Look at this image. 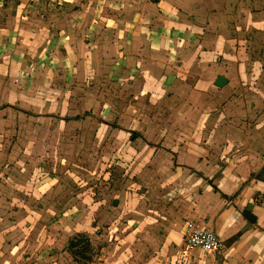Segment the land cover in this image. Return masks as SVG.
I'll list each match as a JSON object with an SVG mask.
<instances>
[{"label":"rangeland","instance_id":"obj_1","mask_svg":"<svg viewBox=\"0 0 264 264\" xmlns=\"http://www.w3.org/2000/svg\"><path fill=\"white\" fill-rule=\"evenodd\" d=\"M31 1L46 22L30 44L25 36L19 48L14 45L21 50L18 67L0 69L2 263L77 264L66 248L74 235L85 233L94 247L88 264H222L223 256L187 254L181 238L180 244L165 247L158 229L157 242L153 232L145 237L133 234L128 217L143 199L144 206L158 212L159 202L171 209L173 205L165 203L170 200L167 192H161L170 189L161 161L169 158L172 169L179 164L173 151L178 143L194 142L209 159L205 153L214 138L211 126L247 131L264 127V24L258 17L264 16V5L245 8L236 0L229 10L231 37L224 38L223 14L215 23L197 18L190 0H78L69 5ZM92 8L89 25H96L100 33L137 30L139 36L144 32L148 40L155 39L151 45L166 58L164 86L142 77L139 66H131L130 76L123 80L122 66L78 80L72 67L60 65L63 56L56 63L55 49L71 45L73 60L79 51L72 34L60 33L57 47L54 37L67 25L76 29L80 17ZM180 16L179 22L175 17ZM42 33L50 37L41 38ZM77 38L84 47L95 41L82 34ZM5 42L0 38V63L9 61L10 53L1 52ZM197 48L200 53H195ZM220 76L229 79L223 88L214 84ZM141 82L148 87H141ZM191 93L192 102L185 101ZM19 172L36 176L38 190L19 189ZM153 173L158 175L157 185L149 181ZM152 200L157 205L151 206ZM253 201L259 204V199ZM131 219L139 226L137 215ZM117 253L130 260L120 262Z\"/></svg>","mask_w":264,"mask_h":264},{"label":"crops","instance_id":"obj_2","mask_svg":"<svg viewBox=\"0 0 264 264\" xmlns=\"http://www.w3.org/2000/svg\"><path fill=\"white\" fill-rule=\"evenodd\" d=\"M77 1L57 0V3L69 5ZM80 1L86 2L87 0ZM235 1L190 0L189 2L196 6L197 18L204 17L212 21V23H215L223 14L225 27L224 38H229L231 37L230 26L233 23L231 17L232 12L229 10L235 6ZM238 1L240 7H255L257 10L259 8L256 5H264V0ZM212 11H215L216 14L214 15ZM93 12L94 8H92L90 13L81 16L79 20L80 24L76 29L71 30L73 29L72 25H67L65 30H61L54 37V39H58L52 44L57 47V43L61 37L60 33L64 31L65 37L72 34V37L75 38L73 44L76 50L79 51L73 60L71 45H66L67 47L65 49H61L60 47V51L59 49H55L53 54H57L56 63L60 64V57L63 56V65H60L67 69L72 67L79 77L78 80H85L91 76L93 78L103 76V73H111L117 66H122L121 71L123 72L121 73V80H123L126 76H130L128 73L132 70L131 66H139L144 75L140 73L142 77L147 78L155 86H164L166 84L164 83L166 82V76L163 75L164 71L162 68H166L164 64L166 58L160 55L162 51H159L155 46L151 45L152 42H155V39L148 40L144 32H141V37L139 36L140 32L137 30H128V32L117 31L115 33L113 32L112 35L105 32L100 33L96 29V25H89V23H93ZM210 12L212 13L210 14ZM259 15L258 17L261 19L260 21H262L263 25L264 16L261 17L262 14ZM40 16V13H38L36 6L31 0H0V38L6 41L1 52L7 51L10 53L6 57L9 61L0 63V69L7 68V65H13V68L18 67V63L20 62L17 60L21 58L19 56L21 50H16L15 46L19 48L22 42L20 38H24L25 36L27 38H24V42L30 44L32 39L35 38V35L41 32L40 28L46 20L44 16ZM61 16L59 14V18ZM236 16L235 14L234 17ZM167 17L168 14L165 19ZM175 19L180 22L181 16L175 17ZM66 21L71 22L68 17ZM50 27L51 25H49V33L51 34ZM42 28L45 30V27ZM49 33H42L40 36L41 38L45 36L49 38ZM80 34L86 38L93 36L95 37V41L92 42L90 47H84L77 38ZM11 36L17 37V42L13 41V44L9 43L8 38ZM121 36H124L126 41L121 39ZM28 38L31 39L28 40ZM135 39L138 41H135ZM104 43H108V47L104 46ZM12 47L14 48L11 50ZM196 52L200 53L201 51L197 48ZM136 54L137 56L135 57ZM104 64H108L110 67L107 68L108 65L104 66ZM199 68H202V66L199 65ZM88 73L92 75L90 76ZM158 75L160 76L157 77ZM141 83H143L141 87H148L146 86V82ZM187 97L189 99L186 98V100L184 99L185 101L189 100V102H192L194 99L192 93ZM253 128L247 131L241 128L237 130L234 127L223 126L221 127L222 130H217L211 126L209 133L214 138L213 142H209L211 146L208 144V151L205 153L209 154V159H205L201 155L204 149H200L194 142H187L184 146H180L178 143L173 151L178 155L179 164L177 166L174 165L175 167L172 169L170 166L172 161L169 158L161 161L164 163V168L166 169L164 171L167 174L165 180H169L170 184L169 190H162L161 192H167L170 200H167L165 203L173 206L167 210L163 206L164 203L159 202L158 207L162 211L158 212L156 209L148 208L146 205L144 206L145 200L143 199L142 206H137L129 214L128 218L130 219H128V225L131 233H139V236L141 234L145 237L153 232L154 240L157 242L161 240L155 234V231L158 229V234L164 238L162 244L165 247L180 244L181 241L185 251V227L190 222L198 227L210 228L219 235L223 243V249L218 255L210 256L214 258L223 256L225 261L222 264H264V127L260 125L257 128ZM239 130L242 132H239ZM247 140L249 142H246ZM12 160L14 161V159ZM25 164L29 168L28 162ZM19 174L20 178L16 180L19 182L16 183L17 186H20L19 189L24 190L25 186L28 189L38 190L39 179L36 176H32V173L27 175L19 172ZM157 176L156 173H153L149 179L150 183L157 185ZM161 196L162 194L160 193L159 197ZM173 198L175 200H172ZM254 199L256 201L259 199V204H255ZM152 202L157 205V202L152 200L151 206ZM250 204L254 207L252 213L256 218L255 223H251L243 217L244 210ZM155 212L160 214L153 216L152 214ZM132 215L138 216L139 226L135 225V222H132ZM146 224H150L151 229L147 230L144 228ZM173 226H175L174 229ZM179 238H181L180 241ZM136 239L137 237H135ZM90 242L92 244L91 240ZM66 250L68 251V247ZM102 251H105V249L102 248ZM192 252L186 253L191 254ZM164 256L166 255L164 254ZM117 257L122 263L130 260L126 259L125 255L121 257V253H117ZM163 257L159 259L161 261L166 259V257ZM0 264H3L2 254H0Z\"/></svg>","mask_w":264,"mask_h":264},{"label":"built area","instance_id":"obj_3","mask_svg":"<svg viewBox=\"0 0 264 264\" xmlns=\"http://www.w3.org/2000/svg\"><path fill=\"white\" fill-rule=\"evenodd\" d=\"M184 241L187 253L200 250L205 254L218 255L223 249L221 238L214 230L193 223L186 225Z\"/></svg>","mask_w":264,"mask_h":264},{"label":"trees","instance_id":"obj_4","mask_svg":"<svg viewBox=\"0 0 264 264\" xmlns=\"http://www.w3.org/2000/svg\"><path fill=\"white\" fill-rule=\"evenodd\" d=\"M68 253L73 258V261L78 264H88L92 262L94 258V249L90 242V238L85 234L74 236L69 241Z\"/></svg>","mask_w":264,"mask_h":264},{"label":"water","instance_id":"obj_5","mask_svg":"<svg viewBox=\"0 0 264 264\" xmlns=\"http://www.w3.org/2000/svg\"><path fill=\"white\" fill-rule=\"evenodd\" d=\"M229 83V80L225 77H218L215 81V86L218 88H223L225 87L227 84ZM253 205H248L247 208L244 210L243 212V217L248 220L251 223H255L256 222V218L253 215L252 211H253Z\"/></svg>","mask_w":264,"mask_h":264}]
</instances>
